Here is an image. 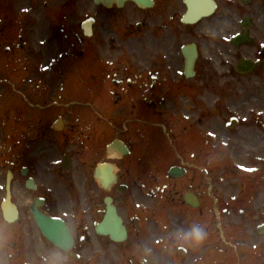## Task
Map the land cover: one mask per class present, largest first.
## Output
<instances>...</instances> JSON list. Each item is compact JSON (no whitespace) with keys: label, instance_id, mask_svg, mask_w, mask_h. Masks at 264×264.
I'll return each mask as SVG.
<instances>
[{"label":"flooded vegetation","instance_id":"af4514ba","mask_svg":"<svg viewBox=\"0 0 264 264\" xmlns=\"http://www.w3.org/2000/svg\"><path fill=\"white\" fill-rule=\"evenodd\" d=\"M213 1L188 23L186 0H0V218L17 250L44 239L40 214L70 226L71 255L120 254L153 222L178 264H264V0ZM108 197L123 243L97 232Z\"/></svg>","mask_w":264,"mask_h":264},{"label":"rangeland","instance_id":"374dc122","mask_svg":"<svg viewBox=\"0 0 264 264\" xmlns=\"http://www.w3.org/2000/svg\"><path fill=\"white\" fill-rule=\"evenodd\" d=\"M55 38L60 42L64 40V36H51L50 39L53 40L52 43H54ZM59 52L60 49H55V56H58ZM77 86L78 83L74 85L72 90H76ZM81 86L83 89L80 90L79 101L87 102V108L91 109L89 103L91 100L81 99L87 95L83 84ZM144 144L148 146L147 139H145ZM142 201H140L138 207L148 212L151 211L146 205L147 202L144 199ZM233 216L236 218L235 215ZM233 216H231V218ZM218 228V226L214 227L215 230ZM12 229L13 227L10 226L3 227L0 218V264H178L177 260H172L170 256L162 255L158 251L156 243V226L153 222L148 224L147 228H145L144 235H146V237L144 239L138 242L137 239L133 237L131 239L130 248H128L129 245H123L124 247L119 249L121 252L120 254H116L118 250L114 245H110L108 242L94 243L91 241L83 243L79 241L78 249L80 257L78 259L73 257L70 253H62L47 240L40 239L37 232L35 234L32 233L30 239L19 242V249L17 250V244L14 243L16 240H13L11 234ZM13 245L15 248H13ZM218 247L219 245H217L216 241H213L212 250L214 251V249ZM14 251L24 252L25 256L22 261L20 259H11V255H13Z\"/></svg>","mask_w":264,"mask_h":264},{"label":"water","instance_id":"95a60500","mask_svg":"<svg viewBox=\"0 0 264 264\" xmlns=\"http://www.w3.org/2000/svg\"><path fill=\"white\" fill-rule=\"evenodd\" d=\"M188 1H190V0H188ZM191 1L193 3L194 2L195 3H199V2L208 3L209 0H191ZM206 6L208 7V5H206ZM213 7H214V5H212V7H210V8L212 9ZM39 224H40L41 228L43 229V231L45 232L46 236H48L52 240V242H54L55 245H57L58 247H60L62 249L69 250V248L73 244V241H72L70 234H69V230H63L62 231L63 234L60 235V234L56 233V229H57L56 225L58 224L57 221L52 222L51 229L48 228L49 224L45 220L39 219ZM109 224L111 226V224H112L111 221ZM115 239H117V238L115 237Z\"/></svg>","mask_w":264,"mask_h":264}]
</instances>
